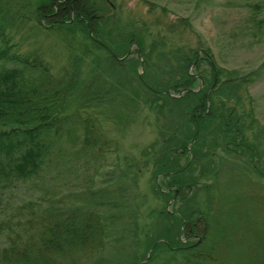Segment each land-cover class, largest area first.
I'll list each match as a JSON object with an SVG mask.
<instances>
[{"label": "rangeland", "instance_id": "1", "mask_svg": "<svg viewBox=\"0 0 264 264\" xmlns=\"http://www.w3.org/2000/svg\"><path fill=\"white\" fill-rule=\"evenodd\" d=\"M42 1L9 0L10 12L22 16L12 35L22 49L40 51L56 77L67 80L74 72L83 87L94 75L95 57L106 59L114 52L122 62L120 70L105 77L110 83L102 90L105 99L84 101L88 106L80 113L94 125L95 109L110 143L102 155L80 154L79 145L66 149L58 163H48L27 180L0 177V264L4 249L25 240L32 222L51 206L95 211L108 231L102 250L71 253L60 264H185L182 244L196 243L199 234L185 236L180 216L185 212L196 219L205 212L217 194H207L206 186L221 167V188L244 177L251 191L264 189V178L253 173L264 174V71L253 82H240L264 63V0H89L97 9L92 19L99 18L102 48L94 44L92 39L98 40L87 19L82 18L84 29L74 17L64 25L38 17ZM253 4L263 8L254 13ZM257 19L263 21L258 31ZM189 51L197 54L187 73L198 80L188 91L206 88L208 59L222 69V80L234 76L239 81V103L230 95L217 101L236 108L243 150H234L219 135L214 140L209 127L194 149L197 137L186 145L188 152L176 146L188 132L185 114L195 102L185 99L184 89L164 87L170 77L178 80L181 53ZM148 82L158 94L144 87ZM234 151L239 156H232ZM160 164L169 172L157 169ZM178 179L185 186L174 194L169 183ZM93 190L94 197L86 196ZM148 239L153 240L150 248Z\"/></svg>", "mask_w": 264, "mask_h": 264}, {"label": "trees", "instance_id": "2", "mask_svg": "<svg viewBox=\"0 0 264 264\" xmlns=\"http://www.w3.org/2000/svg\"><path fill=\"white\" fill-rule=\"evenodd\" d=\"M9 3V0H0V177L6 180L10 176L21 180L32 178L48 163H58L66 149L72 150L78 145L80 154L102 155L110 141L101 125L99 114L94 109L93 125L92 119H83L80 113L88 106L83 104L84 101L90 100V104L105 99L102 90L104 86H110L105 77L120 70L122 62L113 51L115 55L109 52L106 59L95 57L92 70L94 75L83 87L74 72L67 76V80L56 77L49 61L40 51L24 50L13 39L12 34L18 30L22 16L18 12H10L7 7ZM250 8L255 13L263 7L253 4ZM35 13L54 25H64L74 17L78 28L84 26V29L87 26L82 18L87 19L88 27L98 42L90 39L98 48L104 45L99 39L103 36L98 33L99 18L92 19L97 9L89 0H43L36 7ZM254 23L258 31L263 21L257 19ZM196 54L194 51L181 53L178 68L180 76L178 80L170 77L168 87H164L168 90L184 89L187 92L185 99L190 97L195 102L185 114L188 132L176 146L188 152L186 145L197 137L190 147L194 149L200 141L201 133L209 127L212 128L210 131L214 140L217 141L219 135L232 144L234 150H243L242 136H238L237 132L236 108L230 105L226 107L225 103L217 101V97L230 95L239 103L240 98L235 93L239 81L234 76L222 80V69L208 59L211 75L206 80V88L203 91H188L198 80L196 75L190 76L187 73ZM263 71L264 63L241 78L240 82H253L261 77ZM250 77L252 79H248ZM144 87L153 95L158 94L153 92L156 88L149 82ZM81 89L83 93L79 95ZM165 98L171 102L179 101ZM72 106L76 109L71 110ZM189 125L193 130L189 129ZM232 154L234 157L239 156L235 151ZM162 165L157 169L163 168ZM223 168L215 173V181L206 186L207 194L209 190L217 194L208 200L205 212L196 219L185 212L180 216L185 236H195V230L199 234L196 243L182 244L187 254L185 264H264V189L260 190V186L258 190L251 191L249 180H243L244 177L238 181L229 180L230 183L221 188L220 183L225 181L221 180ZM164 169L169 172L167 168ZM253 173L264 178V174L258 170ZM184 183L178 179L173 183L171 181L169 186L176 188V194L180 193ZM238 186L239 189L235 191ZM95 194L93 190L87 192L86 196L94 197ZM94 199L103 198L96 196ZM106 228L104 218L95 211L51 206L32 222L26 231L25 240L19 243L14 241L4 249L1 263L60 264V259L71 253L76 255L77 252L102 250L108 234ZM147 242L150 248L153 240L148 239Z\"/></svg>", "mask_w": 264, "mask_h": 264}, {"label": "water", "instance_id": "3", "mask_svg": "<svg viewBox=\"0 0 264 264\" xmlns=\"http://www.w3.org/2000/svg\"><path fill=\"white\" fill-rule=\"evenodd\" d=\"M140 78H141V77H140ZM183 92H184V91H183ZM181 96H182V94L179 95V97H181Z\"/></svg>", "mask_w": 264, "mask_h": 264}]
</instances>
